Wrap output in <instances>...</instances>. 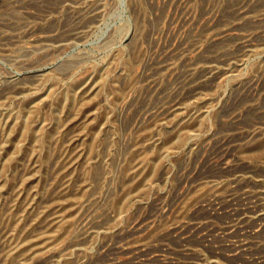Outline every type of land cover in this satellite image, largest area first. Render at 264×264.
<instances>
[{"label":"rangeland","instance_id":"1","mask_svg":"<svg viewBox=\"0 0 264 264\" xmlns=\"http://www.w3.org/2000/svg\"><path fill=\"white\" fill-rule=\"evenodd\" d=\"M0 264H264V0H0Z\"/></svg>","mask_w":264,"mask_h":264}]
</instances>
